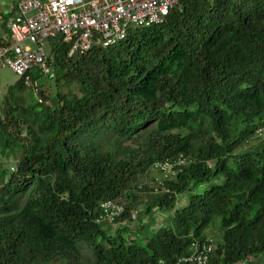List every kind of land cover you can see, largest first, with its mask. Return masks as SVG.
Here are the masks:
<instances>
[{
    "label": "trees",
    "instance_id": "obj_1",
    "mask_svg": "<svg viewBox=\"0 0 264 264\" xmlns=\"http://www.w3.org/2000/svg\"><path fill=\"white\" fill-rule=\"evenodd\" d=\"M49 49L54 94L25 105L19 79L0 101V264H195L209 238L205 264H264V0H180L115 45Z\"/></svg>",
    "mask_w": 264,
    "mask_h": 264
},
{
    "label": "built area",
    "instance_id": "obj_2",
    "mask_svg": "<svg viewBox=\"0 0 264 264\" xmlns=\"http://www.w3.org/2000/svg\"><path fill=\"white\" fill-rule=\"evenodd\" d=\"M180 0H19L8 22V38L0 42V67H9L30 83V71L48 73V44L62 36L68 54L85 53L95 46L109 47L127 37L132 26L163 22ZM103 204L104 219L113 221L122 211ZM194 250L199 263L205 256Z\"/></svg>",
    "mask_w": 264,
    "mask_h": 264
},
{
    "label": "rangeland",
    "instance_id": "obj_3",
    "mask_svg": "<svg viewBox=\"0 0 264 264\" xmlns=\"http://www.w3.org/2000/svg\"><path fill=\"white\" fill-rule=\"evenodd\" d=\"M14 1L17 2V0H1L0 1V13L6 10H9V8L12 9ZM2 3H4V5H1ZM136 31H137L136 29L132 30V32L134 33ZM2 32H4V27H3V24L0 23V34ZM18 80H19V76L11 68H9L8 66L0 67V101L4 99V96L6 95L9 86L14 85ZM42 82L43 84L40 87L39 86H28V88L26 87V89L18 93V95L22 98L20 101H24V104L27 105L28 103L32 102L35 97H37L38 99L42 98L41 93H43L46 96H49V95L52 96L54 94L53 92H55L56 90V83H55L54 78H43ZM61 90L63 92H68L70 90L74 93L80 92L79 87L76 84H73L71 86L62 85ZM259 140H260V137H258V140L256 141H259ZM152 178L153 177L149 175L145 176L143 182L150 185L153 183ZM131 224L132 226L130 227V229L136 230L139 226V220L135 219L134 223H131ZM159 224H162V222H160ZM159 224H157L156 226H159ZM130 229L126 230V233L130 231ZM218 232H219L218 223L206 229V234L208 237H214L215 235H218ZM81 245H82V249L84 250V252L91 255V251L89 250L87 245L86 244H81ZM51 264H59V263L52 262Z\"/></svg>",
    "mask_w": 264,
    "mask_h": 264
},
{
    "label": "clouds",
    "instance_id": "obj_4",
    "mask_svg": "<svg viewBox=\"0 0 264 264\" xmlns=\"http://www.w3.org/2000/svg\"><path fill=\"white\" fill-rule=\"evenodd\" d=\"M18 1L19 0H17V3H18ZM166 18H167V16L165 17V20H166ZM163 22L153 23V24H151L149 26H152L154 24H161ZM149 26H146V25H144V26H138V25L132 26L130 29H128L127 37L125 39H127L130 36V34L133 33L132 30L136 29L138 31V30H141L143 28H147ZM125 39H123V40H125ZM123 40H121V41H123ZM48 66H49V60H48ZM49 68H50V71L48 73L39 71L40 74L42 75V78L40 79V81H42L43 78H49V75L51 74V70H52L50 66H49ZM36 71H38V70L30 71L27 74H30V76H31L32 73L36 72ZM19 79H24V84H25V86L27 88H28V86H38L36 83H32L31 80H30V83L27 84L25 76H19ZM40 100H41V98H40ZM263 130H264V128L261 129V132H263L262 134H264ZM190 160L191 159L188 156L183 155V154L179 155L178 158L173 159V160L170 159V158H167V159H164V160H157V161H155V162H153L151 164V166L149 168V170H151V172H148V173H151V175L153 176V178H152L153 179V183L148 185L147 183L143 182V180H141L140 184H142V185L147 184L148 186H155V191H156L158 189V185H154V182H157V181L161 180L162 178H169V179L172 178L176 173H178V171L182 170V166H185L187 163H189ZM12 169L14 170V167H12ZM112 201L110 200L108 202H112L114 204L113 206H115V208L122 207L121 213L119 215H117L113 221H109V220H106V219L102 220V219L99 218L97 220L98 222L108 221V223L115 224L116 223V218L123 214L124 204L119 202V200L118 201L112 200ZM137 215H138V211H133L132 212V218L133 219H136ZM170 215L172 216L173 213H171ZM196 243H198V242H194V246H195ZM198 244L200 245V243H198ZM213 246H214V243L212 241V238H209V244L208 245H203L202 247L200 246L201 249L199 247V251L198 252L200 253L202 251V255L205 256V261L209 259V255H210V252L213 250ZM183 260L185 262H189L190 261V262H193L195 264H201V263H199V260L197 258V254L195 253V250H194V254L192 256H190L189 258L188 257H184ZM205 261H204V264H205ZM160 264H164V262L160 261ZM237 264H246V263H244L242 261V262H238Z\"/></svg>",
    "mask_w": 264,
    "mask_h": 264
},
{
    "label": "crops",
    "instance_id": "obj_5",
    "mask_svg": "<svg viewBox=\"0 0 264 264\" xmlns=\"http://www.w3.org/2000/svg\"><path fill=\"white\" fill-rule=\"evenodd\" d=\"M1 5H4V3H2ZM15 10H16V3L14 1L12 9L9 8V10H6V11L0 13V23H2L3 27H4V32H2L0 34V42H4V41L6 42V40L8 38V29H7L8 28V22L11 19V17L14 15ZM50 43L51 42H49V44H48V52L50 50L49 49L50 48Z\"/></svg>",
    "mask_w": 264,
    "mask_h": 264
}]
</instances>
